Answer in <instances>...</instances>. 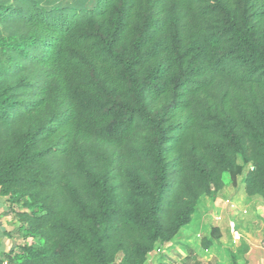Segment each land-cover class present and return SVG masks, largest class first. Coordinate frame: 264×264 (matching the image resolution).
Returning <instances> with one entry per match:
<instances>
[{"label": "trees", "instance_id": "obj_1", "mask_svg": "<svg viewBox=\"0 0 264 264\" xmlns=\"http://www.w3.org/2000/svg\"><path fill=\"white\" fill-rule=\"evenodd\" d=\"M224 178L264 199V0H0V264H145Z\"/></svg>", "mask_w": 264, "mask_h": 264}, {"label": "crops", "instance_id": "obj_2", "mask_svg": "<svg viewBox=\"0 0 264 264\" xmlns=\"http://www.w3.org/2000/svg\"><path fill=\"white\" fill-rule=\"evenodd\" d=\"M224 182L225 188L220 193L215 197H204L197 207L198 210L203 212L205 209L211 208L214 211L210 213L211 215L209 214L213 220L212 222H214L212 226L219 227L222 237L213 242L217 246L230 248L238 257L243 258L246 256L245 258L248 259L246 264H264V199L246 196L241 185L233 188L229 185L226 178H224ZM225 198H229L232 201L233 208L227 207L223 203ZM244 211L246 213H243ZM217 215L223 218V223L214 221L213 216ZM229 220L235 222L239 232V239L236 243L231 241L227 226ZM224 232L228 234L227 239L224 236ZM21 243L22 239L18 235L15 218L11 212L7 197L0 196V253L14 251ZM170 246H172V242L169 243ZM189 247L198 254L197 260L199 263L197 262L196 264H202L203 260H206L208 264H229L227 259L223 257L222 252L209 248L201 253L199 251L200 247ZM180 249H178L180 252H184V250ZM205 253L208 254L205 255ZM153 258H156V260ZM171 261L172 257L170 256L160 258L159 255L150 253L145 264H171Z\"/></svg>", "mask_w": 264, "mask_h": 264}, {"label": "rangeland", "instance_id": "obj_3", "mask_svg": "<svg viewBox=\"0 0 264 264\" xmlns=\"http://www.w3.org/2000/svg\"><path fill=\"white\" fill-rule=\"evenodd\" d=\"M212 209V208H211ZM211 209H205L203 212L202 210H196L194 216L192 217L191 222L184 226L183 229L178 233L176 238L172 242V246L168 248L163 255L159 256L161 257H172L171 264H196L198 262V254L195 253V251L192 254H188V251L186 250V247H197L199 248L200 252L202 253L203 250H208L209 248H212L214 250H217L219 252H222L223 257L227 259V262L229 264H246L248 263V259H246V256L238 257L236 253H234L230 248H223V246H217L214 244V242H210L209 240V231L210 226L214 222H212L211 218V212L213 213ZM209 212V213H208ZM217 212V211H216ZM210 214V215H209ZM223 223V222H222ZM199 235V237H198ZM227 232H224V236L227 239ZM223 236V240H224ZM184 250V252H180L178 249ZM172 250V251H171ZM229 251V252H228ZM184 254V255H183ZM208 253H205L207 255ZM189 255V256H188ZM156 260V258H153ZM199 263V262H198ZM202 264H208L206 260H203L201 262Z\"/></svg>", "mask_w": 264, "mask_h": 264}, {"label": "built area", "instance_id": "obj_4", "mask_svg": "<svg viewBox=\"0 0 264 264\" xmlns=\"http://www.w3.org/2000/svg\"><path fill=\"white\" fill-rule=\"evenodd\" d=\"M223 203L227 206V207H230V208H233V203H232V201L229 199V198H225V199H223ZM243 213H246L245 211L243 212ZM213 219H214V221L215 222H217V223H220V222H222V220H223V218L221 217V216H219V215H217V216H213ZM227 226H228V230H229V233H230V237H231V241L233 242V243H236L237 241H238V239H239V232H238V230H237V227H236V224H235V222L233 221V220H229L228 222H227ZM198 237H199V235H198ZM170 243V242H169ZM169 243H166V244H164V245H162L159 249H157L155 252H153L154 254H157V255H159V256H161V255H163L164 254V252L168 249V248H170L169 247Z\"/></svg>", "mask_w": 264, "mask_h": 264}]
</instances>
